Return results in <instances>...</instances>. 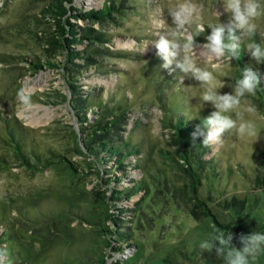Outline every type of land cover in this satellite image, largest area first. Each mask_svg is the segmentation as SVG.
I'll return each instance as SVG.
<instances>
[{
	"label": "rangeland",
	"instance_id": "1",
	"mask_svg": "<svg viewBox=\"0 0 264 264\" xmlns=\"http://www.w3.org/2000/svg\"><path fill=\"white\" fill-rule=\"evenodd\" d=\"M47 1L0 0V53L13 56L7 57L9 61L0 60V117H14L24 126L26 148L46 154L47 149L57 150L76 170L61 157L58 159L61 161L47 165L33 159L29 164L24 163L4 140L0 122V264H224L215 252L208 253L199 247L218 228L214 218L220 222L240 218L244 224L242 233H264V187L255 185L256 175L262 171L258 155L264 150V117L256 94L243 97L237 109L245 121L254 125L253 134L243 138L226 134L221 143L205 148L202 156L211 157L210 161L196 163L201 178L198 196L207 200L214 217L196 219L171 196L163 199L150 188L147 193L137 192L119 205L124 209L116 214L121 227L114 226L107 214L115 212L116 207L103 204L92 188L100 177L120 175L121 171L114 169L112 173L109 170L105 173L104 168L108 169L109 165L101 167L100 174L94 171L93 166L98 165L82 149L81 134L73 131L77 130V124L72 110L67 99L61 96L65 93L68 98L61 68L43 66L36 71L27 70L29 63L25 58L51 57L45 51L48 24L41 11ZM103 1L74 0V4L89 9L100 6ZM132 1L133 7L118 15L114 23L103 26L114 34L107 46L130 53L125 57H99L114 69L102 72L90 69L78 83L84 92L103 98L107 90L116 89L117 95L125 92L132 96L124 134H130L135 141L142 140L143 151L139 155L140 168L128 166L127 173L133 179L142 176L149 185V172L154 174L158 169L160 174L161 168L170 162L164 163L158 152L162 146L171 148L168 129L164 127L167 115L159 96L172 90L167 89L165 76L159 77L160 74L171 75V88H178L179 94L167 96L174 101L184 100V106L192 111L191 116L202 120L213 107L200 99L204 90L201 85L179 69L170 73L163 68L160 73L146 74L145 70L150 71L147 68L151 55L156 56L153 42L162 28L171 24L167 8L177 0H129ZM194 2L202 9L200 23L205 27L195 40L203 44L211 34L209 25L227 22L229 14L224 0ZM258 2L262 14L253 21L256 33L251 39L264 47V0ZM78 22L84 24L81 19ZM93 26L99 28L96 22ZM193 35H196L194 26ZM241 45L251 66L257 67L243 38ZM83 46V43L76 44L77 48ZM202 51L194 48L193 58L198 66L212 71L210 65L217 61ZM51 58L61 60L59 54ZM236 72L234 61L224 58L219 70L213 73L216 90L221 94L233 92ZM261 77L264 78V71ZM21 95L27 102L20 99ZM249 107L254 111H247ZM232 115L235 118V113ZM131 158L135 164V157ZM168 174L172 181L168 187L176 196L180 176L174 171ZM128 184L124 181L118 187ZM104 191L110 194L109 189H101L100 194ZM232 196L246 199L241 217L225 206V201ZM113 228L126 232L128 244L119 240V231L117 234L109 230ZM113 247L121 248L114 250ZM235 247H242L239 237ZM249 264H264V246L255 258L249 259Z\"/></svg>",
	"mask_w": 264,
	"mask_h": 264
},
{
	"label": "trees",
	"instance_id": "2",
	"mask_svg": "<svg viewBox=\"0 0 264 264\" xmlns=\"http://www.w3.org/2000/svg\"><path fill=\"white\" fill-rule=\"evenodd\" d=\"M133 6V1L129 2V0H104L100 6L83 9L77 7L74 4V0L47 1L41 9L43 16L46 17L45 22L48 24V33L44 36L45 51L50 53L51 57L59 54L61 60L58 62L55 58L51 57H44V59L25 58V61L29 63L27 70L36 71L43 66L61 68L68 98L65 93H61V96L67 99L72 110L77 124V130L73 129V131L81 134L82 149L89 156H92L94 162L98 165L97 168L92 165L94 171L100 174L101 167L105 165H109L108 169L104 168L105 173L107 170L112 173L114 169L121 171L120 175L112 173L111 176L100 177L95 186H93L94 188H92L93 193H96L103 199V204H109L113 208L116 207L115 212L107 214V217L114 223V226L117 227L118 225V227H121L117 223L120 217L116 214L117 212L118 214L122 213L124 209L119 205L128 201L137 192L145 191L143 194L147 193L150 188L153 193L162 196L163 199L167 195L168 197L171 196L177 205L184 206L196 219L213 216L207 200L198 196L201 178L196 163L202 165V163L211 160V157L205 159L202 156L207 146H204L199 141L196 144H192L191 133L194 130V126L200 123L201 120L191 116L190 112L192 111L184 106V100L177 98L174 101L173 98H169L171 94L173 96L179 94L178 88H171V75L162 73L159 76H165L164 82L167 81V89L172 90L169 94H160L159 96L161 107L164 108L167 115L164 118V127L168 129L169 145H171V148L168 149L163 146L158 148L161 158L166 161L164 163L170 162L167 166L161 168L160 174L158 169H156L154 174H150L151 172H149L150 182L148 184L150 186L146 185L142 176L138 179H133L127 173L128 166L140 168V161L142 160L139 158V155L143 151L142 140L135 141L131 139L130 134H124L130 117L132 96H127L125 92L117 95L118 90L116 89L115 91L107 90L106 96L103 98L102 95L97 96L94 93L84 92L78 83L79 78L90 69L95 72H102L108 68L109 70L114 69L110 67L111 64L100 61L99 57H125L130 53L128 51L110 49L107 43L112 41L114 34L103 26L114 23L118 15ZM78 19L83 20L84 24H79ZM95 22L99 24V28L93 26ZM82 43L84 44L82 48L76 47V44ZM238 51L239 58L233 59L237 65L236 79L241 77L242 71L246 67L251 66V62L248 60L242 45ZM151 56L153 58L150 59L149 67H146L150 71L145 70L147 71L146 74H149L151 71L160 73L163 69L161 67L162 60L157 56ZM7 57L13 56L0 53V60L9 61L10 58L8 59ZM256 66L254 69L258 70L262 75L264 71L263 64L256 63ZM255 94L264 117V78L262 77L261 84L257 87ZM0 122L4 132V140L14 149L16 156L24 163L29 164L30 160L33 159L47 165L56 160L61 161V159L58 160L61 157L71 165L73 170H76L72 162L57 150L47 149L46 154L42 151L37 152L31 147L26 148L24 126L14 117L1 116ZM82 149L80 150L82 151ZM131 157H135V164ZM258 162L262 171L256 175L255 185L257 187H264V150L259 153ZM169 171H174L175 174L180 176L181 184L177 186L178 192L176 196L174 190L168 187L172 183L168 174ZM124 181L130 184L119 188L118 184ZM103 186L106 189L101 188ZM101 189H109L110 194L105 193V191L103 194H100ZM177 197L181 198L182 202ZM245 205L246 199L236 196H232L229 200L225 201V206L229 209L232 208L240 217L244 213ZM237 219L236 221L228 219L220 222L214 218L218 227L217 229L224 231L225 234L229 232L233 233L232 243L234 246L238 244V237L244 228L243 220ZM234 222L236 223L234 224ZM109 230L113 233L119 231L117 228ZM125 234L126 232L119 231V240H124L128 244L126 242L128 235L125 236ZM118 248L121 247H113L114 250ZM0 253H2L1 247ZM1 257L2 255H0Z\"/></svg>",
	"mask_w": 264,
	"mask_h": 264
},
{
	"label": "clouds",
	"instance_id": "3",
	"mask_svg": "<svg viewBox=\"0 0 264 264\" xmlns=\"http://www.w3.org/2000/svg\"><path fill=\"white\" fill-rule=\"evenodd\" d=\"M224 6L229 14L228 21L209 25L211 34L206 37V42L197 44L195 37L205 31L204 25L200 23L202 9L194 0H177L167 8L171 24L163 27L153 42L155 55L163 62L161 67L170 73L179 69L197 81L204 89L200 99L213 107V111L194 126L192 144L199 141L204 146H210L221 143L226 134H235L240 138L253 134L254 125L245 121L237 109L243 97L255 94L261 84L260 72L252 66L246 67L232 86L233 92L223 94L216 90L213 73L219 70L224 58L229 61L239 58L241 38L251 59L256 63L264 62V47L251 39L256 33L253 21L262 14V9L258 0H224ZM193 26L196 35H193ZM237 30H240L239 36ZM194 48L207 51L217 61L210 65L212 71L197 65L193 58ZM20 99L27 102L23 95ZM247 111L252 112L254 109L249 107ZM232 113H235V118ZM239 240L242 247L237 248L232 243V232L225 234L215 229L209 238L200 242L199 247L208 253L215 252L224 264H249V259L255 258L264 246V233H241Z\"/></svg>",
	"mask_w": 264,
	"mask_h": 264
},
{
	"label": "bare ground",
	"instance_id": "4",
	"mask_svg": "<svg viewBox=\"0 0 264 264\" xmlns=\"http://www.w3.org/2000/svg\"><path fill=\"white\" fill-rule=\"evenodd\" d=\"M200 52H201V53H203V51H202V50H200ZM47 112H48V111H47Z\"/></svg>",
	"mask_w": 264,
	"mask_h": 264
}]
</instances>
